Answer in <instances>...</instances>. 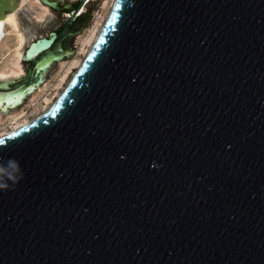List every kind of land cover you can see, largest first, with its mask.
Masks as SVG:
<instances>
[{"label": "water", "instance_id": "water-1", "mask_svg": "<svg viewBox=\"0 0 264 264\" xmlns=\"http://www.w3.org/2000/svg\"><path fill=\"white\" fill-rule=\"evenodd\" d=\"M41 1L69 20L4 101L71 54L86 0ZM0 185V264H264V0H115L59 97L0 136Z\"/></svg>", "mask_w": 264, "mask_h": 264}, {"label": "rangeland", "instance_id": "rangeland-1", "mask_svg": "<svg viewBox=\"0 0 264 264\" xmlns=\"http://www.w3.org/2000/svg\"><path fill=\"white\" fill-rule=\"evenodd\" d=\"M79 1L80 0H64L60 2V5L69 4L74 8ZM113 2L114 0L88 1L84 13L77 17L71 24V34L63 36L61 40L64 49H68L71 52V54L64 56L61 61L67 64L70 60L79 59V63L71 69L61 84L57 83L63 68L60 67L59 62L54 63L46 74L43 82L39 84L33 92L28 93L16 108H12L9 112H2L0 115V134L10 130L13 123L12 117L15 113L21 111L24 115L23 118L32 120L44 112L46 107L49 106V104L51 106L59 97L77 69L81 66L94 43H88L84 49H79L80 38L95 24V19L98 15H100L99 17L101 20L98 22L97 32L103 27L113 7ZM43 9L40 2L34 0H27L20 8V14L18 15L20 25L24 34L30 38V41L36 37L48 36L51 31L61 32L69 20V16H67L68 10L59 12L51 8V11L47 13L45 19L40 20L38 15ZM15 45L16 33L10 31L3 38V41L0 42V69L4 68L5 65L9 64L13 59ZM23 65L25 69L27 63L23 61ZM46 97L49 98L48 105L45 101Z\"/></svg>", "mask_w": 264, "mask_h": 264}, {"label": "bare ground", "instance_id": "bare-ground-1", "mask_svg": "<svg viewBox=\"0 0 264 264\" xmlns=\"http://www.w3.org/2000/svg\"><path fill=\"white\" fill-rule=\"evenodd\" d=\"M34 1L40 2L42 7L44 8L41 11V13H39L38 18H40V20L45 19L47 13H49L51 11V9L48 7L47 4H44L41 0H34ZM61 1H64V0H61ZM88 1H90V0H86V4L80 9V12L85 11ZM26 2H27V0H20L19 7L15 10L11 11L9 14H7V16L3 20L2 32L0 33V42L3 41V38L7 35V33L12 31V32L16 33V45L14 48L13 59L11 60V62L9 64L5 65L4 68L0 69V81H6L7 82L8 80H12V79L17 78L19 76H22L25 73V69H24V65H23V61H24L23 56H24L25 49L27 48L28 44L32 40L30 41V38H28L24 34L22 27L20 25V20H19L18 15L20 14L19 13L20 8ZM114 2H115V0H114ZM114 2H113V4H114ZM69 15L70 14H67V16H69ZM99 16L100 15L96 16L95 24L88 29L87 33H85L84 36H82L80 38L79 49H84L88 43L95 42L96 39L98 38V35L102 29V28H100V30L98 32L96 30L98 27V22L101 20ZM61 60H62V58H59L56 61L55 60L51 61L50 65L45 69V71L43 73V78H42L43 80H44L46 74L48 73L49 69L54 65V63L59 62L60 67L63 68V70H62V73L60 74V78L58 79L57 84H61L62 81L65 79V77L68 75V73L71 71V69L77 63H79V59L70 60L67 64ZM34 89L31 90V92H33ZM24 95L26 96L27 94H21V95L17 94L11 98L6 99V101H4L3 99H0V115L2 114V112H9L12 108H16L23 101V99L25 97ZM45 101L48 105L49 98L46 97ZM49 107H50V104H49V106L46 107V110ZM23 117H24V115L22 114L21 111L15 113L13 115V117H12L13 123H12L11 128H10L11 131L19 128L20 126H22V125H24L30 121V120H28V118H23ZM10 130L1 133L0 136H3L5 134L11 132Z\"/></svg>", "mask_w": 264, "mask_h": 264}, {"label": "clouds", "instance_id": "clouds-1", "mask_svg": "<svg viewBox=\"0 0 264 264\" xmlns=\"http://www.w3.org/2000/svg\"><path fill=\"white\" fill-rule=\"evenodd\" d=\"M10 163H12V165H13V167H17V170H18V165L16 164V162H10ZM5 185H0V187H4Z\"/></svg>", "mask_w": 264, "mask_h": 264}, {"label": "trees", "instance_id": "trees-1", "mask_svg": "<svg viewBox=\"0 0 264 264\" xmlns=\"http://www.w3.org/2000/svg\"><path fill=\"white\" fill-rule=\"evenodd\" d=\"M78 4H79V3H77V4L75 5V7L78 6Z\"/></svg>", "mask_w": 264, "mask_h": 264}, {"label": "flooded vegetation", "instance_id": "flooded-vegetation-1", "mask_svg": "<svg viewBox=\"0 0 264 264\" xmlns=\"http://www.w3.org/2000/svg\"><path fill=\"white\" fill-rule=\"evenodd\" d=\"M72 26V25H71ZM60 34V32H58Z\"/></svg>", "mask_w": 264, "mask_h": 264}]
</instances>
